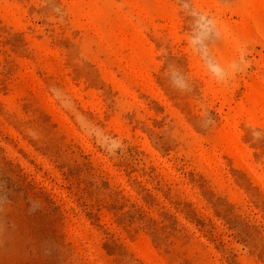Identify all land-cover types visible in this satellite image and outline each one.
Listing matches in <instances>:
<instances>
[{
    "label": "rangeland",
    "instance_id": "1",
    "mask_svg": "<svg viewBox=\"0 0 264 264\" xmlns=\"http://www.w3.org/2000/svg\"><path fill=\"white\" fill-rule=\"evenodd\" d=\"M0 264H264V0H0Z\"/></svg>",
    "mask_w": 264,
    "mask_h": 264
}]
</instances>
